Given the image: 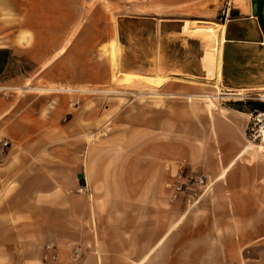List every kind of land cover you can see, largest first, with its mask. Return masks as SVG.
<instances>
[{
    "label": "crops",
    "instance_id": "1",
    "mask_svg": "<svg viewBox=\"0 0 264 264\" xmlns=\"http://www.w3.org/2000/svg\"><path fill=\"white\" fill-rule=\"evenodd\" d=\"M249 1L236 40L264 70V0ZM36 2L0 0V19L5 12L18 19L15 27L0 24V35L12 34L0 46V77L24 89L20 98H0V142L9 143L0 149V264H264V155H244L250 146L234 111L226 117L192 102L220 90L215 66L219 54L221 70L231 40L228 24L156 23L154 57L126 70L139 89L128 94L150 105L139 106V122L116 125L124 133L99 139L97 112L49 107L26 94L39 89L28 88L21 59L47 78L69 31L65 12ZM18 32L50 36L45 54L37 55V39L18 46ZM142 42H134L140 52ZM121 48L127 59V43ZM253 77L264 84V71ZM59 84L67 88L66 79ZM180 172L210 183L193 209L185 194L172 197ZM82 187L86 194L77 192ZM48 244L54 262H43Z\"/></svg>",
    "mask_w": 264,
    "mask_h": 264
},
{
    "label": "rangeland",
    "instance_id": "2",
    "mask_svg": "<svg viewBox=\"0 0 264 264\" xmlns=\"http://www.w3.org/2000/svg\"><path fill=\"white\" fill-rule=\"evenodd\" d=\"M249 4V0H37V9L51 13L65 12L69 31L65 46L53 56L47 78L37 75L33 63L21 59L20 71L31 80L28 88L39 89L26 94L42 100L46 106H62L70 112L85 105L98 113L94 116L101 125L97 137L116 138L124 133L123 128L127 129L116 125L139 122V106L150 105V99L141 96L135 98L128 94L139 92V89L131 88L130 83L127 85L123 81L127 80L124 76L115 74L108 54L110 44H117L120 73H126L127 69H131V63L142 57L147 60L154 57V37H150L158 22L182 19L192 24L219 26L227 23L231 40L222 59L220 90H209L212 102L204 98L192 102L201 103L205 107L207 105L222 115L226 114V117V111H234L243 123L241 139L245 147L250 146L244 155H264V111L253 110L248 105L264 104V84L253 81V76L264 70L259 67L261 62L257 55H253L251 50L242 51L236 40V21L241 17L243 8ZM17 21L12 13L5 12L0 24L15 27ZM141 33L143 36H140ZM9 37L12 34L0 35V46ZM49 37L18 32L15 40L22 47L31 46L34 39H37L40 46L37 55L42 57ZM140 37H143L141 52L140 44L134 45L135 39L139 40ZM125 43L128 48L127 59L121 50ZM136 47L137 50L132 51ZM132 69L141 70L135 67ZM60 79L67 80V88L60 86ZM79 79H84V84L75 86ZM89 79H95V82H88ZM75 101H78V106L70 108L69 103ZM121 138L127 142V135ZM190 174L198 175L195 172Z\"/></svg>",
    "mask_w": 264,
    "mask_h": 264
},
{
    "label": "built area",
    "instance_id": "3",
    "mask_svg": "<svg viewBox=\"0 0 264 264\" xmlns=\"http://www.w3.org/2000/svg\"><path fill=\"white\" fill-rule=\"evenodd\" d=\"M24 89L16 87L14 85H6L4 79L0 77V98L4 100H11L20 98L23 95ZM78 106V101L70 102L69 107L75 108ZM9 147V143L4 141L0 142V149H5ZM176 183L172 186V197L176 198L181 194H185V201L189 209H192L199 201L204 192H206L210 186L207 176L205 175H194L190 177H185L183 172L177 173L175 175ZM194 186L196 190H202L200 195L195 192L191 187ZM80 194H86L87 189L85 187L79 188L77 190ZM54 248L51 244L44 247L43 262H54L57 257L53 252ZM80 257L78 250H73L72 260H77Z\"/></svg>",
    "mask_w": 264,
    "mask_h": 264
},
{
    "label": "bare ground",
    "instance_id": "4",
    "mask_svg": "<svg viewBox=\"0 0 264 264\" xmlns=\"http://www.w3.org/2000/svg\"><path fill=\"white\" fill-rule=\"evenodd\" d=\"M255 9V8H254ZM250 11V10H249ZM255 19V18H254ZM184 22V21H183ZM247 26V25H246ZM260 31V30H259ZM255 33V32H254ZM261 35V34H260ZM213 36V35H212ZM129 38V37H128ZM157 41V40H156ZM185 41V40H184ZM155 51V50H154ZM219 51V50H218ZM108 54H109V57H110V63H111V67L112 69L115 71V74L116 75H122L124 76L126 79L127 78H131V75H127V73H120V69H119V49L117 47V44L116 43H111L109 48H108ZM216 56V55H215ZM216 62V61H215ZM158 66V65H157ZM121 68V67H120ZM215 68H217V76H216V81L218 80V75H219V72H220V57H219V54H218V58H217V64L215 66ZM214 68V69H215ZM158 70V69H157ZM216 74V73H215ZM155 75V74H154ZM214 78V77H213ZM129 80V79H128ZM125 81V84H129L130 82L127 81V80H123ZM130 83V86H132ZM137 84V83H135ZM148 85V84H147ZM134 86V85H133ZM215 86V85H214ZM258 120V119H257Z\"/></svg>",
    "mask_w": 264,
    "mask_h": 264
},
{
    "label": "trees",
    "instance_id": "5",
    "mask_svg": "<svg viewBox=\"0 0 264 264\" xmlns=\"http://www.w3.org/2000/svg\"><path fill=\"white\" fill-rule=\"evenodd\" d=\"M253 110L264 111V104H248Z\"/></svg>",
    "mask_w": 264,
    "mask_h": 264
},
{
    "label": "water",
    "instance_id": "6",
    "mask_svg": "<svg viewBox=\"0 0 264 264\" xmlns=\"http://www.w3.org/2000/svg\"><path fill=\"white\" fill-rule=\"evenodd\" d=\"M253 1V0H252Z\"/></svg>",
    "mask_w": 264,
    "mask_h": 264
}]
</instances>
